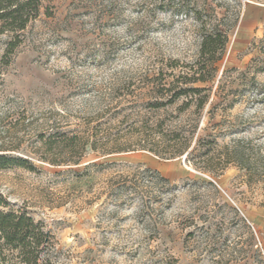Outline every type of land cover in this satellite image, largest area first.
Returning a JSON list of instances; mask_svg holds the SVG:
<instances>
[{
  "label": "rangeland",
  "instance_id": "rangeland-1",
  "mask_svg": "<svg viewBox=\"0 0 264 264\" xmlns=\"http://www.w3.org/2000/svg\"><path fill=\"white\" fill-rule=\"evenodd\" d=\"M41 1L12 53L0 37V146L36 168L0 170V194L52 261L264 264V0ZM203 26L228 37L213 90L155 108Z\"/></svg>",
  "mask_w": 264,
  "mask_h": 264
},
{
  "label": "trees",
  "instance_id": "trees-1",
  "mask_svg": "<svg viewBox=\"0 0 264 264\" xmlns=\"http://www.w3.org/2000/svg\"><path fill=\"white\" fill-rule=\"evenodd\" d=\"M42 8L41 0H0V37L12 35L7 44L8 53H12L23 42L22 34L33 21L40 17ZM227 43V35L218 28L209 30L203 26L199 60L188 66V72H182L179 75L172 74L170 84L163 83V74L159 76L165 102L154 104L157 105L154 107H168L182 98L194 99L203 93L212 91L211 85L217 73V64L223 59ZM208 99L209 94H205L198 104V109H202ZM39 138L49 153L54 151L59 143L71 152L78 147L83 151H89L95 146L92 140L83 141L78 136L64 140L59 134L51 136L40 134ZM188 145L171 157H181L187 151ZM116 151L121 152V150ZM47 161L51 165L61 166V163L57 161ZM10 169L36 171L35 166L29 160L9 155L5 148L0 146V170ZM247 169L253 170L249 166ZM54 246V237L42 222L36 221L26 210L16 208L0 194V264H55L50 257Z\"/></svg>",
  "mask_w": 264,
  "mask_h": 264
}]
</instances>
